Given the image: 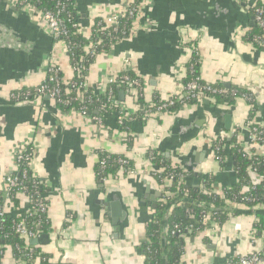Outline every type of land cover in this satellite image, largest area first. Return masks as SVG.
<instances>
[{
	"label": "crops",
	"instance_id": "obj_1",
	"mask_svg": "<svg viewBox=\"0 0 264 264\" xmlns=\"http://www.w3.org/2000/svg\"><path fill=\"white\" fill-rule=\"evenodd\" d=\"M126 1L74 0L81 31L90 36L95 19L116 14ZM255 2L144 0L136 32L96 58L87 88L102 94L110 79L130 72L140 80L147 105L154 94L165 99L181 91L193 46L201 79L253 92L259 105L255 119L264 124V51L243 41L253 25L247 10ZM30 16L17 0H0V178L17 172L15 155L25 143L34 146L31 167L47 190L43 198L51 223L49 242L34 247L47 258L34 264H142L137 247L152 215L151 198L159 194L157 203L161 197V186L147 176V153L191 169L185 178L188 186L199 185L195 167L201 175L213 173L216 189L229 188L236 180L232 162L227 158L219 166L212 161L209 138L223 135L229 140L249 106L237 99L229 111L206 100L142 122L137 114L146 105L137 103L138 92L121 86L119 110L98 125L88 115L58 109L48 98L17 102L11 96L39 85L49 65H56L64 81L72 76L63 43ZM101 155L124 157L137 174L119 171L107 182L98 181L95 169ZM4 208L6 217L19 218L29 201L21 197L17 206L8 203ZM255 222L250 214L229 216L216 231L204 234L207 243L202 235L189 239L183 261L221 264L249 251L264 252V232L254 234ZM4 258L2 264H13L10 253Z\"/></svg>",
	"mask_w": 264,
	"mask_h": 264
},
{
	"label": "trees",
	"instance_id": "obj_2",
	"mask_svg": "<svg viewBox=\"0 0 264 264\" xmlns=\"http://www.w3.org/2000/svg\"><path fill=\"white\" fill-rule=\"evenodd\" d=\"M143 2L144 0H135L133 6L141 5ZM31 3L37 9L45 12L53 14L59 12V17L63 20L65 28L68 31L67 37L63 39L67 47L68 63L70 66L76 64V67L81 68L80 72H72V76L66 81L76 84V87L87 77L89 68L93 65L94 61L100 54L109 52L114 45L132 35V33H130L132 21L127 17H121L119 19V25L115 32H113L111 28L109 31L106 30L108 32L100 33L98 26L101 23V19H95L89 37H86L81 33H76V29L72 28V24H79V21L78 17H76L74 0H31ZM262 5H264L263 2L256 0L255 4L248 8L247 12L249 17L253 20V25L243 36V41L258 51H264L260 47L259 41L256 40L257 38H264V31L259 28L255 21V8ZM107 33H110L111 37H107ZM124 33L125 35H123ZM90 40L100 41L94 49L93 55L86 54L84 51L85 46ZM82 68H85V70L83 71ZM185 68L186 73L182 83L183 86L194 81L197 77H200L197 55L193 54L191 56V60L186 64ZM124 74L130 79L135 78L139 80L130 72ZM54 76L59 82L61 81L62 75L60 72H57ZM121 77L122 74L114 83L109 84L106 91L102 94L95 92L94 89H87L83 95L82 102L77 100V89L72 88L71 85L61 84L59 85L61 90L59 102L55 105L58 109L65 112H77L84 109L85 115L93 118H101L102 122H104L107 115H110L111 113L113 114L119 110L120 104L116 103V99L121 86H125L129 89V85L123 82ZM199 84L202 86L205 85L206 82L201 80ZM48 86L51 87L49 84ZM212 86L217 90H223V93H204L206 98L215 105L228 107L229 111L233 110L236 100L241 98V95H245L251 100L254 99L248 90L237 86L227 87L221 83L212 84ZM27 93L33 95V90L23 89V91L20 92V94ZM109 100L112 101L110 102ZM136 101L141 106L146 105L145 108H143V111H140L137 114V118L142 122L147 119V117H145L146 111L155 112L157 108L163 104L160 96L154 94L149 102L150 104L147 105V102L143 99L141 90L136 97ZM194 103V101H189V105H195ZM246 103L252 106L248 116H255L259 110V105H257L255 101H248ZM179 109V105L176 104L173 107H169L164 112L171 115L179 111ZM118 129L125 130L122 129L121 126ZM236 140L237 139L234 137L231 140H223L219 143L220 146H225V149L220 150L218 155L231 160L236 179L231 187L223 190V195L211 193L212 185L216 180L214 176L209 177L196 174L195 178L199 181V185L196 187L188 186L185 183V178L179 180V178L174 176V179H171L170 185L165 189L166 193L168 195L170 194L172 197L167 198L168 196H162L163 198L160 197L157 201L156 207L152 210L151 218L145 225L144 240L137 247L139 254L143 258L142 264H186L182 260L186 242L189 239H195L201 235L204 243L209 241V239L204 237L205 226L202 225V216L204 213L214 214L213 220L218 227L222 226L229 216L242 214L235 211L230 213V209L228 208L230 206L229 203L237 202L239 200L240 186L247 182L245 174L246 168L248 166L257 168L260 175H262L264 174V160L253 162L243 157L242 153L235 148ZM153 157L154 159L152 160V163L163 169L161 176L162 179H169L170 176L176 175L182 171L179 166H173L171 163H168L159 153L154 152ZM100 159L105 160L107 164L106 167L101 170L99 163H97L95 173L98 181L102 182L103 179H110L111 176L122 170L117 161L118 159H124V157L122 158L119 155L110 157L108 155H101ZM127 162L128 164L124 168L126 170L132 169L131 163L128 160ZM24 168L27 169L23 164L20 165L19 170L7 179H15L18 185L25 188L24 195L29 197V207H31L38 200V196L40 195L43 197L47 190L40 179L32 176L30 170L28 174L23 177L21 172ZM154 179L160 186H162V180L157 179L156 177ZM257 195L259 197H264L263 187L258 188L252 193V196ZM164 198L167 199L163 202L162 199ZM19 200H21V196L16 194V188H12L9 191H7V189L0 191V211L4 209L5 205L8 203L17 206ZM44 202L48 204L47 201ZM248 206L250 207L252 205ZM38 216L39 217H37L36 221H39V224L35 228H32L31 225L33 220L28 217L20 219L13 217L8 218L5 216L0 218V264H2L6 250H8L14 259L21 260L24 264H34L36 259L46 257V255H39L38 250L30 244L28 249H24V246L26 245L25 242L14 233V227L16 224L20 222V220H23L28 229L37 230L40 232V235H48L51 231L48 211L47 213L38 212ZM254 216L256 217V222L253 229L254 234L257 235L258 233L264 232V212H258L257 214H254ZM189 226L192 227L191 233H186L185 228ZM175 227L186 236L182 237L178 233L172 234ZM23 254L29 255V257L23 259ZM231 260L235 261V258H232Z\"/></svg>",
	"mask_w": 264,
	"mask_h": 264
},
{
	"label": "built area",
	"instance_id": "obj_3",
	"mask_svg": "<svg viewBox=\"0 0 264 264\" xmlns=\"http://www.w3.org/2000/svg\"><path fill=\"white\" fill-rule=\"evenodd\" d=\"M134 1L135 0H127L124 7L121 10H119L116 14L105 16L103 18L98 17L97 19H101V23L98 26L99 32L100 33L108 32L111 28H112V31L115 32L119 25V19L121 17H127L128 19L132 21L130 33H132L133 35V33L136 32L135 30L138 26V21H140L142 17V7H143V3L138 6H133ZM260 1L263 2V0H260ZM17 3L20 5L21 8H23L27 13L31 15L30 16L31 18L37 17L43 23L44 25L43 27L48 32V34H50V36L54 40L60 41L61 43H63V45L66 48V52H67L66 43L63 41V39L67 37L68 31L65 28V24L63 20L59 17V12H57L56 14H53L50 12L39 10L36 7H34V5L31 3V0H17ZM255 13H256L255 21L257 25L259 26V28L264 31V5L260 7H256ZM72 28L76 29V33H81L82 35L86 36L81 31L79 24H72ZM123 35H125V33ZM86 37H89V36H86ZM107 37H111V34L107 33ZM129 38L130 37L125 38L120 42L126 41ZM256 40L259 41L260 47L264 50V38L263 39L257 38ZM99 43L100 41L90 40L89 43L84 48V51L86 52V54L93 55L94 49ZM193 54L197 55L198 53L197 51H195L194 47L192 46L191 55ZM70 68L72 72L81 71V68L76 67V64L74 66H70ZM82 70L84 71L85 68H82ZM57 72H59V70L57 69L56 65H49L46 71L45 79L39 85L35 86L32 89L33 95H30V93L29 94L28 93L27 94L18 93V94L12 95L11 98H13L17 102H25L31 98H35V99L48 98L51 101H53V103L57 104L59 102V96L61 93L59 85L64 84V85H71L72 88L77 89L78 91L77 100L82 102L83 95L88 89L86 86L87 79L84 78V80L80 82L78 86L76 87V84L66 82L63 79H61L60 81L61 83H60L59 80L56 79L54 76ZM121 79L123 80V82L129 85V87L134 92V94H136L137 92L138 94L140 93L141 83L139 80L135 78L130 79L125 74L122 75ZM201 80H202L201 77H197L194 81H191L188 84L182 86V89L180 92L174 93L172 95H169L165 99H162L163 104L159 106L155 112L146 111L145 117H147L148 119L150 117H156V116L159 117L161 115H168L164 111H166L169 107L175 106L176 104H178L179 108L182 109V108H186L189 106V101H194L195 102L194 104H197V103L201 104L206 100L209 101L208 98H206V95H204V93H211V94L223 93V90H217L210 83H206L205 85L201 86L199 84ZM115 81H116L115 78L110 79L108 84H112ZM48 84L51 85V87H49ZM250 94L252 95V97H254V99L251 100L245 95H241V98L239 99H242L245 102L255 101L256 103L255 94L253 92H250ZM109 101L111 102L112 100H109ZM248 106H249V111H250L252 109V106L251 105H248ZM75 113H79L81 115L86 116L84 109H82V111H77ZM118 119L120 122L119 124L121 125L122 124L121 114ZM92 120L96 122L98 125L103 124L101 118L92 117ZM239 134L244 135L241 140L238 139ZM234 137L237 139L235 143V148H237V150L242 153L243 157L253 162L264 160V124L257 123L255 116H252V117L247 116L243 123L235 124L233 126L232 133H231L229 140H231ZM223 140H227L224 138L223 135H219V136L216 135V136H212L209 138V147H210V154L212 156V161L218 164L219 166L223 165L227 160L226 158H223L220 155H218V152L220 150L225 149V146L222 147L219 145V143ZM35 152L36 151L34 149V146L32 145L30 146V144L27 142L23 145V147L15 155L17 171L19 170L20 165L22 164L24 165V167L25 166L27 167V169L24 168L21 172L23 177H25V175L28 174L30 170V173L32 174V176L36 178V175L33 173V170L31 167L33 158L35 156ZM153 153L154 152L147 153V160L149 161V163H151V169L148 170L147 176L151 177L152 179L156 177L157 179L162 180L161 181L162 186L160 188L161 197L168 196L167 198H170L172 196L166 193L165 188L170 185L171 179H174V176L179 178V180L186 178L188 175H190L189 173L190 171L187 170V168L184 165L176 164L177 166L180 167V169H182V171L177 173L176 175L170 176L169 179H166V178L162 179L161 176L163 173V169L155 166L152 163V160L154 159ZM98 163L100 165L101 170H103L107 164L106 161L102 159H99ZM117 163L121 166V169H122L120 171L121 174H124L125 172H127V174L129 173L137 174L133 168L127 169V170L124 168L128 164L126 159H118ZM194 171H196L195 168L193 170V173L201 174V173H198V171L196 172ZM245 174L247 177V182L245 184H241L240 186L239 200L237 202L229 203L230 206L228 208L230 209V213H232V211H235V210L241 211V212H248V211L264 212V197H259L258 195L252 196V193H254L258 188L260 187L264 188V174H262L263 176L260 175L257 168H254L252 166H248L246 168ZM202 175L210 177V176H213V173H208L206 175L202 174ZM107 180H111V179H103L102 182H107ZM12 188H16L17 195H20L22 198H25L26 200L29 201V197H26L24 195L25 188L18 185L15 179L0 178V191H3L4 189H7V191H9ZM224 189L225 188H223L222 190L216 189L215 182H214L212 185L211 193L223 195ZM167 198L162 199V201L164 202ZM44 201H46L45 198L39 195L38 200L34 203V205L29 207L26 213L24 214V216L19 217V218L20 219L23 217L31 218L33 220V222L31 223L32 228H35L39 224V221H36L37 217H39L38 212L47 213L48 211V204H46ZM29 205H30V202H29ZM248 205H252V206L249 207ZM4 209L0 211V218H3L6 216ZM213 216L214 214H206V213L203 214L202 225L205 226L204 234H210L217 230L218 226L217 224L214 223ZM191 229H192L191 226L185 228L186 233H191ZM14 233L18 237L23 239V241L25 242L26 245L24 246V249H28L31 240L37 239L41 236L40 232H38L37 230L28 229V227L26 226V223L23 222V220H20V222L16 224V226L14 227ZM174 233H178L182 237L186 236L184 233H181V231L178 230L176 227L174 231L172 232V234ZM6 253H9L8 250H6ZM10 257L14 264H24L22 263L21 260H16L11 255ZM28 257L29 255L23 254V259H27ZM183 257H184V252H183ZM226 264H264V252L249 251L248 253H244V254L237 256L235 258V261L227 260Z\"/></svg>",
	"mask_w": 264,
	"mask_h": 264
},
{
	"label": "water",
	"instance_id": "obj_4",
	"mask_svg": "<svg viewBox=\"0 0 264 264\" xmlns=\"http://www.w3.org/2000/svg\"><path fill=\"white\" fill-rule=\"evenodd\" d=\"M123 99H124V95H123V92H121V93L119 94V99H118L119 101H118L117 103L122 102ZM201 158H202V156H201ZM186 168H187V167H186ZM194 168H195V167H192V169H194ZM187 170H191V169H188V168H187ZM156 198H159V194H155V195L151 198L152 209H154V208L156 207ZM235 212H239V213H242V214H250V215H254V214H257L258 212H261V211H254V212H252V211L241 212V211H236V210H235ZM48 242H49V237H48V235L43 234V235H41L39 238L31 240L30 244H31L32 247H35V246H38V245H45V244H47Z\"/></svg>",
	"mask_w": 264,
	"mask_h": 264
},
{
	"label": "rangeland",
	"instance_id": "obj_5",
	"mask_svg": "<svg viewBox=\"0 0 264 264\" xmlns=\"http://www.w3.org/2000/svg\"><path fill=\"white\" fill-rule=\"evenodd\" d=\"M13 263V262H12ZM14 264V263H13Z\"/></svg>",
	"mask_w": 264,
	"mask_h": 264
}]
</instances>
